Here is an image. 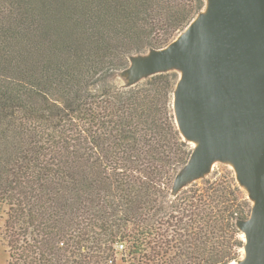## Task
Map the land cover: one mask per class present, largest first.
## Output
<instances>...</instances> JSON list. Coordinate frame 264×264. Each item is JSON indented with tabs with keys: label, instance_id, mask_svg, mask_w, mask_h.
Masks as SVG:
<instances>
[{
	"label": "trees",
	"instance_id": "obj_1",
	"mask_svg": "<svg viewBox=\"0 0 264 264\" xmlns=\"http://www.w3.org/2000/svg\"><path fill=\"white\" fill-rule=\"evenodd\" d=\"M206 0H0L5 264H232L252 201L230 172L173 196L194 147L180 75L110 78L173 41Z\"/></svg>",
	"mask_w": 264,
	"mask_h": 264
},
{
	"label": "water",
	"instance_id": "obj_2",
	"mask_svg": "<svg viewBox=\"0 0 264 264\" xmlns=\"http://www.w3.org/2000/svg\"><path fill=\"white\" fill-rule=\"evenodd\" d=\"M173 70L176 122L196 144L173 190L231 163L253 201L237 223L245 254L232 264H264V0H206L173 41L134 55L127 68L131 84Z\"/></svg>",
	"mask_w": 264,
	"mask_h": 264
},
{
	"label": "rangeland",
	"instance_id": "obj_3",
	"mask_svg": "<svg viewBox=\"0 0 264 264\" xmlns=\"http://www.w3.org/2000/svg\"><path fill=\"white\" fill-rule=\"evenodd\" d=\"M177 72L180 75V72L179 71H177ZM110 81L113 82V83H115V84L120 85L121 87H128V86L131 85L130 75H129L127 69L121 70L119 72H116L110 78ZM191 144H192L191 146H193V147L196 146L195 143H191ZM215 172H219L220 174L221 173H225V172H230L231 177L234 176L236 178V181L240 185V187L243 190L244 194L250 199L248 190L242 184H240L239 180L237 179V175H236V171H235L234 166L231 163H228V162H216L213 165L212 170L208 174H206L204 177H202L200 179H197L195 181H192V182L187 183L186 185H184L179 190H173V196L178 195L182 190H184L185 188H188V186H191L192 184H194V182H198V184L201 185V182L203 180L209 178ZM252 203H253V201H252ZM0 212H1V210H0ZM1 213H3V211ZM3 230H4V219L3 218H0V264H5L8 261V259H9L8 247H7L6 243H4V241L2 239V236H1V233H2ZM241 233H242L240 235L241 238L243 240H245L244 233L243 232H241ZM244 254H245V250H244V247H243L242 248V256H241V258L244 256Z\"/></svg>",
	"mask_w": 264,
	"mask_h": 264
}]
</instances>
